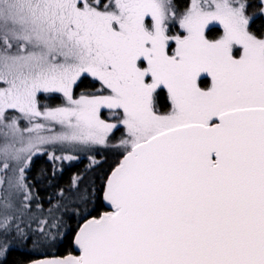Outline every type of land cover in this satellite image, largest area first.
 <instances>
[{
    "label": "snow or ice",
    "instance_id": "obj_1",
    "mask_svg": "<svg viewBox=\"0 0 264 264\" xmlns=\"http://www.w3.org/2000/svg\"><path fill=\"white\" fill-rule=\"evenodd\" d=\"M250 6L191 0L179 14L173 0H0V254L33 233L38 248L63 225L49 209L30 217L35 230L22 227L31 229L25 170L41 146H108L122 126L110 210L85 208L78 255L27 264H264V35L250 30ZM177 20L183 32L172 34ZM213 25L223 31L209 39ZM85 74L99 88L74 98ZM41 93L64 102L41 106Z\"/></svg>",
    "mask_w": 264,
    "mask_h": 264
},
{
    "label": "trees",
    "instance_id": "obj_2",
    "mask_svg": "<svg viewBox=\"0 0 264 264\" xmlns=\"http://www.w3.org/2000/svg\"><path fill=\"white\" fill-rule=\"evenodd\" d=\"M255 1L258 0H251V2ZM251 26L258 32L262 31L264 29V17H255ZM216 31L213 29L208 32V35L213 36ZM163 94L161 92V96H157L156 103L159 108L167 110L166 102L169 100L163 97ZM122 154L123 151L120 150L108 151L104 149L99 154V162L90 167L82 158L56 171L51 170V164L45 156H34L30 167L25 171V178L32 193V200L29 201V213H33V210L38 211V218L46 219L49 218L47 215L49 209H55V216L58 220L63 221V225L59 229H51L52 236L55 238L50 236L38 248L33 246V240L36 238L32 235L26 241H13L8 252L0 254V264H22L31 258L42 255L72 252L73 236L78 223L82 222L80 216L84 214L85 208L91 210L92 215H98L101 211L106 210L101 199L103 183L108 172L118 162ZM77 176L81 179L78 187L73 188L72 179ZM85 189H87L86 193ZM61 190H63V196L60 195ZM82 194L87 195L86 202L78 200ZM74 201L75 203H73ZM37 205L40 207L38 208ZM65 205L68 206L67 211ZM31 224V229L35 230L36 221L33 220Z\"/></svg>",
    "mask_w": 264,
    "mask_h": 264
},
{
    "label": "rangeland",
    "instance_id": "obj_3",
    "mask_svg": "<svg viewBox=\"0 0 264 264\" xmlns=\"http://www.w3.org/2000/svg\"><path fill=\"white\" fill-rule=\"evenodd\" d=\"M173 3L176 6V8L179 10V14H182L188 7H190L191 0H173ZM250 3H251V6L248 9V14L249 15H253L254 18L257 17V16L264 17V14H259V11H260V9H259L260 0L255 1V2H251V0H250ZM180 5H182V6H180ZM213 29H216L217 30L216 31V34L213 35V36L208 35V32L209 31H212ZM170 30H171V33L172 34H180V33L183 32V29H180L179 28L178 20L171 25V29ZM250 30L252 32H254L256 35H258V36L259 35H264V29L262 31L258 32V31H256L251 26V24H250ZM222 31H223L222 26L213 25V26H210V29L206 30V35H207V37L209 39H215V38H218L219 35L222 34ZM174 46H175L174 45V42H172L171 47L174 48ZM200 84H201V87L207 88L208 86H210V78L209 77L208 78L202 77L201 78V81H200ZM0 87H6V85L3 84V83H0ZM95 92L96 91L87 92V93H84L83 95L94 94ZM41 94H39V99H40V102H41V106H44V105L53 106L50 103L48 104V100L46 99V97L49 96L50 94H43V93H41ZM80 95H82V94L81 93L79 94V93L74 92V89H73V96H74V98H79ZM60 96H61V101H59V102H60V104H62L64 102L63 101L62 94H60ZM156 107H157V110L160 113H162V114L163 113H167L170 110V106H169V108L167 110L159 108L157 106V104H156ZM102 112H103L104 118H106L109 121H111L112 118L110 116L109 110L103 109ZM9 115L10 116H12V115L19 116V113H16L13 110H10L9 111ZM20 125L22 127L27 126V121L21 119L20 120ZM55 130L56 131H59L60 130V128H59L58 125L56 126ZM124 135H126V133H125V130L123 129V127L121 126V129L115 131L112 134L108 146H95V147H93V148H91L89 150V149H84V148H79V149L72 148L71 146H63L62 147L60 145H42L41 147L44 149V151L42 153L49 155V153L55 152V154L58 155V156H60V155H71V156H75L76 157V159L69 160V162L78 161V160H81L83 158V159H85V162L88 163V167H90V166L96 164V162H97L96 157L93 156L94 151H100V152H102L104 149L105 150H108V151H112V150L124 151L123 148L117 147V145L119 144V140ZM56 162L58 163L59 161H56ZM0 175H2V173H0ZM8 175H12V173L9 172ZM26 183H27V181H26ZM29 211L30 210H28V212L26 213V216L27 217L26 216L24 217V220L26 222H32L33 221V220L30 219L31 216H35V217H38L39 216L38 211L33 210V213H31V214L29 213ZM48 212H47V215H48ZM53 212L55 214V209H53ZM25 226L26 225H22V227H25ZM34 227L37 228V224H34ZM25 231L26 232H31L32 229H29V228L25 227ZM50 232L52 233L51 230H50ZM32 237H34V238L37 239V234L33 233L32 234ZM48 238H50V237H48ZM48 238H46V239H48Z\"/></svg>",
    "mask_w": 264,
    "mask_h": 264
},
{
    "label": "flooded vegetation",
    "instance_id": "obj_4",
    "mask_svg": "<svg viewBox=\"0 0 264 264\" xmlns=\"http://www.w3.org/2000/svg\"><path fill=\"white\" fill-rule=\"evenodd\" d=\"M208 78V77H206ZM99 88V82L96 81L94 78L90 77L89 75L85 74L83 75L78 81L77 83L73 86V89H74V92L76 93H81V94H84V93H87V92H92V91H97V89ZM161 92H163V97H166L168 99V96H167V90L166 89H163V90H158V93H157V96H161ZM96 93V92H95ZM42 95V94H41ZM40 95V96H41ZM46 99L48 100V104H52L53 106H57L60 104L59 101H61V96L60 94H50L49 96L46 97ZM156 100H157V97H156ZM169 100V99H168ZM157 104V103H156ZM158 106V104H157ZM166 106L169 108L170 106V101L169 102H166ZM159 107V106H158ZM167 108V109H168ZM121 129V127L119 128ZM118 129V130H119ZM102 152L100 151H94L93 153V156L96 157L97 159V162H99V154H101ZM45 156V158L50 162L51 164V170L55 171L58 169V170H61L62 168H64L65 166H68L69 164H71L72 162H69V160H61L59 161L58 163L55 161H50L49 160V155L48 154H44V153H41V154H37L36 156ZM120 158V157H119ZM119 160V159H118ZM26 171V170H25Z\"/></svg>",
    "mask_w": 264,
    "mask_h": 264
},
{
    "label": "water",
    "instance_id": "obj_5",
    "mask_svg": "<svg viewBox=\"0 0 264 264\" xmlns=\"http://www.w3.org/2000/svg\"><path fill=\"white\" fill-rule=\"evenodd\" d=\"M122 158H123V154L120 156L118 162H119ZM118 162H117V163H118ZM117 163H116V164H117ZM116 164L110 169V171L108 172V174H107V176H106V178H105V180H104V183H103V187H102V191H101V199H102V202H103V204H104L106 210H103V211H101L100 213H102V212H104V211H108V210H110V206L107 204V202L104 200L103 197H104V191H105V186H106L107 177L110 175L112 169L116 166ZM82 222H83V221H82ZM82 222H81V223H82ZM76 231H77V229H76ZM76 231H75V233H74L73 241H72V249H73L72 252H68V253H65V254L42 255V256L35 257V258H52V257H57V256H65V255H68V254H76V255H78V254H79V253H78V250H77V248H76V246H75V244H74V237H75ZM22 264H27V261L24 262V263H22Z\"/></svg>",
    "mask_w": 264,
    "mask_h": 264
}]
</instances>
